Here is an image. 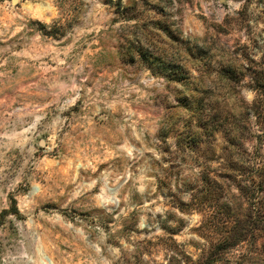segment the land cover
I'll return each instance as SVG.
<instances>
[{"label":"clouds","instance_id":"1","mask_svg":"<svg viewBox=\"0 0 264 264\" xmlns=\"http://www.w3.org/2000/svg\"><path fill=\"white\" fill-rule=\"evenodd\" d=\"M198 2L206 8L202 15L207 20L195 33L184 31L181 43L185 47L199 37L223 48L212 25L223 24L227 17L231 33L227 50L248 44L254 58L264 55V0ZM115 4L116 0H111V5L102 0H0V212L11 207L10 191L19 195L17 185L35 187L41 181L38 192L29 188L33 206L21 208L23 218L9 214L0 225V264H155L157 260L168 264L164 256L175 257L172 264H184L177 253L188 240L174 248L163 226L178 227L183 221L187 232L193 216L200 217L198 223L193 222L197 227L207 223L210 211L196 202L199 190L183 188L185 179L194 175L191 160L199 148L187 141L183 152L176 146L189 116L182 112L184 120L169 119L176 113L169 111L168 105L178 107L183 94L175 85L166 87L176 73L171 65L159 67L163 62L156 61L153 52L125 46L132 29L123 23H109ZM41 8L46 10L43 15L38 11ZM177 8L187 10V5L183 0H171L168 11L175 13ZM164 18L155 12L146 15L151 20ZM143 35L137 34V43ZM253 41H259V52L252 47ZM193 54L199 57L198 51ZM45 56L55 68L42 73L38 65ZM228 60L223 56L203 58L214 74L212 79L204 75L202 65L196 66L199 75L191 79L203 81L201 88H231L238 100L251 103L249 77L229 85L215 75ZM241 63L246 61L241 59ZM8 90L13 94L8 95ZM77 102L80 111L65 115ZM192 128L199 131L195 121ZM163 133H168L166 142ZM41 139L46 146L40 155L53 160L54 168L45 170L33 155L39 151ZM169 146L171 151L165 153L163 149ZM244 146L252 151V145ZM8 149H19V154H9ZM105 149L110 150L107 156ZM165 156L180 165L179 177L169 176ZM185 157L189 158L186 164ZM97 158L106 163L102 171L93 174L89 163H83L79 165L82 174L64 176L63 167L69 159L90 162ZM153 176L168 178L169 190L185 201L183 208L164 206L168 201L160 200ZM69 184L82 190L69 189ZM97 185L112 191L97 198L89 192V186ZM232 192L237 189L233 187ZM46 200L58 202L69 213L73 208L91 213L96 223L65 229L57 237L59 230L54 225L49 229L48 218L37 214L38 206ZM108 219L111 224H106ZM41 223L46 224L43 230ZM77 223L82 222L77 219ZM192 239L207 248L213 237L202 230ZM150 240L156 243L149 245ZM260 243L264 244V239ZM254 258L255 253L245 248L229 256L232 264H251Z\"/></svg>","mask_w":264,"mask_h":264},{"label":"rangeland","instance_id":"2","mask_svg":"<svg viewBox=\"0 0 264 264\" xmlns=\"http://www.w3.org/2000/svg\"><path fill=\"white\" fill-rule=\"evenodd\" d=\"M15 2V1H13ZM184 4L187 5V10L177 8L175 13H171L168 11V6L171 4V0H156L155 3H149V0H128V3H124V0H116V4L113 6L115 11L112 13V19L109 23L115 24H126L131 27L132 31L128 33L127 43L125 46L131 45V48L139 49V50H148L153 52L156 56V61H162L163 63L158 64L159 67L163 68L165 64L171 65L176 73L174 78L168 79L166 87L170 88L171 86H177V91L183 93L179 99V106L168 105V110L175 112L176 115L169 117L170 120H184L185 118L180 115L182 112L189 113L188 118L185 120V128L183 132H180V135L176 139L177 149L181 152L184 151V146L187 144L186 136L188 135V128L186 126L190 115L195 113L196 110V102L201 98L207 99L214 105H216V113L221 117H224L227 124V127L232 130L233 133L234 128H238L241 131L242 137L238 140L231 141V143L227 141V137H224L221 131H216L215 135L211 137V139H207L204 142H201L198 147L199 150L195 152V158L191 160L192 165L198 161H203L207 165H210L211 169L221 170L222 173L225 169V164L229 161L233 162L235 171L228 170L230 177H223L220 179L218 184L222 187L227 186L229 188L230 193L223 194L222 192L217 193L215 197V202H218V205H222L226 200L230 199L231 208L234 209L238 213L237 223L238 228H243L245 224V214L248 213V205L241 199L239 195L238 189L233 185L235 184L234 180L243 179L244 171L247 172L249 170L248 158L246 157L244 151L247 150L244 145L249 144L252 145V151L257 149L256 159H258V163L264 162V136L260 138H256L255 135L259 133V130L254 123V118H250L248 122L244 121V117L239 112L240 109L245 105V103L241 100L237 99L236 93L231 88H220L217 90L214 87H205L201 88L200 85L203 83L201 80H193L191 79L194 75H199L197 70V65H202L205 67L204 75L208 76L210 79L213 77V73L208 70V66L203 64V58L206 57H217L223 56L229 58L227 63L223 65V73H217V75L221 80L225 81L227 84L232 85L235 84L231 79H229V75H226L227 72L225 70L231 67V58L230 52L227 50L229 44L231 43V33L228 30L227 25L230 23L227 17L224 19V23L221 25H212L213 29L217 32V41L224 45L223 48H217L215 43H210L206 39L201 40L199 37L194 38L191 41L189 47H185L181 40L184 38V31H189L191 33H195L200 25H202L207 17L202 15L203 11H206V8H201V4L198 0H183ZM103 4L111 5V0H102ZM179 3V0H177ZM221 3H224V0H221ZM141 4L143 5V10H141ZM227 4H224V9L227 10ZM39 14L43 15L46 11L45 9H39ZM155 12L156 15L165 17L160 20H151L146 19V15ZM175 15L177 18L172 19V16ZM214 15V14H213ZM34 23H41L40 20H34ZM3 23V13L0 12V25ZM179 26V27H178ZM143 33V38L139 43H137V34ZM239 44V41H237ZM244 45H239L238 48L240 53H244ZM42 47V46H41ZM252 47L259 52L260 51V43L259 41L252 42ZM87 50V45H85ZM22 50V49H17ZM194 51L199 52V57L194 55ZM248 53H250V49H248ZM252 55V54H251ZM252 57H254L252 55ZM42 63H39V69L42 73H47L49 68H55V64H50L48 62V58L42 57ZM35 62V61H33ZM188 89L187 93H184L183 90ZM252 93L251 102L253 101L255 94L252 90L249 89ZM8 95L13 94L12 90H8ZM159 99V98H158ZM79 102H77V106H73L69 112L65 113V115H71L72 113H78L80 111L78 107ZM250 104V103H247ZM156 113H153L155 115ZM202 133L201 128H197ZM187 133V134H186ZM165 137V142L167 141L168 133H163ZM232 137V134L230 135ZM0 139H3L0 136ZM45 140L41 139L39 141V151L34 153L33 155L39 159L42 163L45 170L54 168L55 162L50 158L40 155L41 152L45 149ZM226 148V149H225ZM0 151H3V148L0 147ZM9 154H19V149H8ZM163 151L165 153H169L171 151V146L164 148ZM110 150L105 149V156L109 154ZM150 155V154H149ZM199 157V158H198ZM247 158V159H246ZM163 159H168L165 156ZM189 158H183V163H188ZM167 163V161H164ZM83 163H89L90 168L93 174H96L102 171L106 167V163H101L99 158L94 161H80L77 159L73 161L69 159L67 163L63 167V174L65 177L78 176L80 173L79 165ZM158 163V162H157ZM170 163V162H168ZM195 165H193L194 167ZM75 168V172L73 169ZM192 169V168H191ZM232 174H231V173ZM226 174V173H225ZM181 175V174H180ZM179 175V176H180ZM155 181V189L156 192L159 193L160 200H167L168 204L164 206L167 208L169 204L173 206L179 205L181 208L184 207L180 200L177 198L176 193L171 192V194H166L165 192L159 191L156 186V177L153 176ZM108 180H105V184H107ZM41 181H37L35 187L29 185L27 188L23 185H17V193L19 195H14L11 191L8 193V200L11 202V207L6 208L3 212H0V225L3 224L4 218H6L9 214L18 215V218H23L21 214V208L31 209L33 206V200L29 197L28 192L29 188L32 189L33 192L39 191V185ZM44 183H47L45 180ZM198 190L202 191V184H198ZM229 186V187H228ZM235 187L237 189V193L232 192V188ZM69 189H76V186L73 184L68 185ZM220 189V188H219ZM82 189H76L79 192ZM105 191H112V189H106L99 185L97 186H89V192L93 195H96L97 198H100ZM89 193H85L88 195ZM202 196V192H200ZM27 197V198H25ZM237 199H236V198ZM155 198V197H154ZM77 199H82L79 195H77ZM2 202V200H0ZM214 202H212L213 204ZM202 207H206L212 215L208 217L207 223H200L199 227L196 226V223L199 222V216H193L192 220L188 222L192 227L188 229L187 232L184 231L185 223L181 221L178 227H170L166 225V227H170L168 230L163 226L164 231L168 233L170 240L173 242L174 248H179L185 239L188 240L187 245L184 247L186 253H188L192 258H196L200 255L201 250L204 247H201L197 242H195L192 237L194 235H199L200 232L206 231L210 236L213 237L210 242L217 241V238L222 233L223 229L221 226L214 227L212 225H220L221 221L219 220V214L217 213L216 205L214 207H208L209 202L206 199H203L202 204H199ZM221 207H219V210ZM230 208V209H231ZM42 213L44 217H47L46 224L51 229L54 225L56 229L59 231L56 232V236L59 237L61 233L65 232V229L71 230L73 227H82L83 225H88L89 227L93 226L96 221L91 220V213L80 212L77 209L73 208L69 213L67 209H62L60 204L53 200H46L43 204H40L37 208V214ZM215 214V215H213ZM159 219V216L157 217ZM173 217H169L172 219ZM26 219V218H25ZM77 219L81 221V224L77 223ZM112 220L108 219L106 224H111ZM45 223H41L39 228L43 230L46 226ZM212 224V225H210ZM102 227H106L105 225H101ZM107 230V228H106ZM145 235H150L147 230H144ZM203 238V237H202ZM261 239L264 237L258 238L255 242L249 244L244 241L243 243L235 246L231 251L227 252L222 261L218 264H232V261L229 259V256L232 254H238L240 248H245L250 253H255L257 257H264V244H261ZM149 245H152L156 242L148 241ZM208 243V245H209ZM208 247V246H207ZM205 249V248H204ZM65 250L62 248V251ZM69 255H71V250H68ZM181 256V252L177 253ZM181 258H183L181 256ZM163 259L168 260V264H172V259L167 256H164ZM184 261V260H183ZM77 264H84L83 261H77ZM155 264H160V261L157 260ZM238 264V263H237Z\"/></svg>","mask_w":264,"mask_h":264},{"label":"trees","instance_id":"3","mask_svg":"<svg viewBox=\"0 0 264 264\" xmlns=\"http://www.w3.org/2000/svg\"><path fill=\"white\" fill-rule=\"evenodd\" d=\"M244 48V53H240L238 48L229 51L232 65L225 71L227 72L226 75H229V79L234 83H239L246 76L250 78L249 89L254 92L255 97L250 104H245L239 112L241 113L242 111L245 122H248L250 118H254V123L259 130V133L255 137L260 138L264 136V55L256 59L248 53V44H245ZM238 56L240 59H236ZM241 59L246 61V63H241ZM219 73L222 74L223 69ZM196 106L195 113L190 115L187 121L188 124H186L188 128V135L186 136L187 142L196 144L199 147L201 142L211 139L216 131H221L230 143L234 140L239 141L242 137L243 133L236 127H233L234 130L231 133L232 130L227 127L228 123L225 118L215 112L217 109L216 105L207 101V99L201 98L196 102ZM193 121H195L197 128L202 129V133L193 130ZM231 134L232 137H230ZM230 145L232 146V143ZM185 147H188V144ZM244 153L248 158L246 159L248 160L249 170L242 173L244 174L243 179L234 180L235 184H233L238 189L241 199L248 205V213L244 215L245 224L243 228H238L236 225L238 213L231 208L230 199L226 200L222 205H218V202H215L217 193L222 192L225 195L227 192L230 193L227 186L222 187L218 182L225 176L230 177L227 169L235 171L234 165H232L233 162L229 161V163L227 162L225 164L223 173L220 169H211L210 165H207L203 161H198V159L193 164L195 166L190 169L194 175L185 179L183 188L188 191H194L198 189V186H200L198 184L201 183L202 191H199L196 202L202 204L203 199H206L209 202L208 207H214L216 205L221 223L220 225H210L214 227L221 226L224 229L217 238V241L210 242L207 248L201 250L198 257L192 258L188 253L182 251L181 256L183 257L184 264H218L223 260L227 252L231 251L235 246L244 241L252 245L258 238L264 237V162L261 164L258 163L260 161L256 159L257 149L253 151L245 150ZM164 161L169 162L167 159H164ZM168 164L169 167L166 171L169 176L179 177L181 174L178 171L180 165L175 163ZM156 186L159 191L165 192L166 194H171L172 192L169 190L170 183L168 178L160 180L156 177ZM200 192H202V196ZM212 202H214V205ZM180 203L183 206L185 205V201L183 200H180ZM219 207H221V210H219ZM181 208L183 207L181 206ZM211 213L210 215H212ZM164 226L167 230L170 228L166 227V225ZM262 261H264V257L255 256L251 260V264H261ZM237 263L239 264V262Z\"/></svg>","mask_w":264,"mask_h":264},{"label":"water","instance_id":"4","mask_svg":"<svg viewBox=\"0 0 264 264\" xmlns=\"http://www.w3.org/2000/svg\"><path fill=\"white\" fill-rule=\"evenodd\" d=\"M13 1H15V0H13Z\"/></svg>","mask_w":264,"mask_h":264}]
</instances>
